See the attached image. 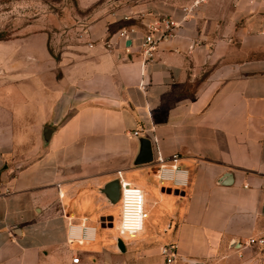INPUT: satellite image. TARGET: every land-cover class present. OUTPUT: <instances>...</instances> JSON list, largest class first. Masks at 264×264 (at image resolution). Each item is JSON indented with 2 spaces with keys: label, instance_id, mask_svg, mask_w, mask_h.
Wrapping results in <instances>:
<instances>
[{
  "label": "crops",
  "instance_id": "obj_1",
  "mask_svg": "<svg viewBox=\"0 0 264 264\" xmlns=\"http://www.w3.org/2000/svg\"><path fill=\"white\" fill-rule=\"evenodd\" d=\"M54 2L0 39V264H264V0ZM140 13L175 25L144 66L117 35ZM145 128L185 186L134 164ZM116 171L143 191L133 236Z\"/></svg>",
  "mask_w": 264,
  "mask_h": 264
},
{
  "label": "built area",
  "instance_id": "obj_2",
  "mask_svg": "<svg viewBox=\"0 0 264 264\" xmlns=\"http://www.w3.org/2000/svg\"><path fill=\"white\" fill-rule=\"evenodd\" d=\"M201 0H193L191 7H195ZM187 14L190 9L184 7L182 9ZM130 16L125 15L124 19L128 20ZM139 19L142 30L135 25H128L117 30V35L123 42L131 41L133 38L138 39V48L142 57V65L154 60V53L157 48L158 41L165 35L172 32L175 25L169 19L162 17H151L150 13H140ZM139 34V35H138ZM107 48H111V42L106 43ZM150 129H136L132 132L135 137L144 136L150 140L152 147V161L157 164V178L160 181H172L175 185L185 186L187 184V171L177 166L179 155L174 153L171 155L168 163L162 155L157 137L149 134ZM119 187H120V206L121 212L119 217L118 232L120 235L133 236L143 227L144 219V195L140 187L133 185L122 176L121 171H116ZM81 234L71 231V238H75L78 243L92 237L93 229L91 227H82ZM90 231V232H89ZM91 233V234H90ZM70 239V241L72 240ZM248 244H264V237H250ZM160 254L163 256L165 264H175L174 248L170 245L160 247ZM78 257L73 258V262H78Z\"/></svg>",
  "mask_w": 264,
  "mask_h": 264
},
{
  "label": "rangeland",
  "instance_id": "obj_3",
  "mask_svg": "<svg viewBox=\"0 0 264 264\" xmlns=\"http://www.w3.org/2000/svg\"><path fill=\"white\" fill-rule=\"evenodd\" d=\"M39 2L55 3L54 0H0V36L8 37L12 34L14 32L12 18L24 10L35 11Z\"/></svg>",
  "mask_w": 264,
  "mask_h": 264
},
{
  "label": "water",
  "instance_id": "obj_4",
  "mask_svg": "<svg viewBox=\"0 0 264 264\" xmlns=\"http://www.w3.org/2000/svg\"><path fill=\"white\" fill-rule=\"evenodd\" d=\"M50 129H44L43 134H44V139L48 140L50 136ZM137 140L139 142V151L134 159V164L135 165H142V164H147L152 162V147L150 140L147 137L144 136H139L137 137ZM117 183V186L115 188V200L117 201L119 199V184L117 181L111 182L110 184L107 185V188L110 189V192L113 194V185Z\"/></svg>",
  "mask_w": 264,
  "mask_h": 264
},
{
  "label": "trees",
  "instance_id": "obj_5",
  "mask_svg": "<svg viewBox=\"0 0 264 264\" xmlns=\"http://www.w3.org/2000/svg\"><path fill=\"white\" fill-rule=\"evenodd\" d=\"M4 38H6V37H2V36H0V39H4Z\"/></svg>",
  "mask_w": 264,
  "mask_h": 264
}]
</instances>
